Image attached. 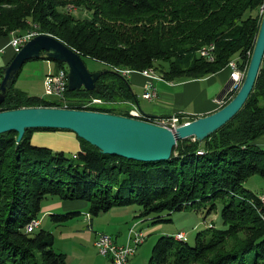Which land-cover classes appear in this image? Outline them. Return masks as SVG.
Listing matches in <instances>:
<instances>
[{
	"label": "trees",
	"instance_id": "16d2710c",
	"mask_svg": "<svg viewBox=\"0 0 264 264\" xmlns=\"http://www.w3.org/2000/svg\"><path fill=\"white\" fill-rule=\"evenodd\" d=\"M69 4L90 16L75 18L67 9ZM263 11L264 0H0V38L8 42L11 33L28 30L47 33L82 59L106 64L96 89H66L71 97L66 98L67 107L128 115V110L116 111L112 105L84 106L75 101L134 100L118 70L156 69L157 60L168 63L167 70L158 69L168 81L215 74L232 59L245 71ZM209 45L213 46L212 61L199 55ZM33 59L53 61L54 70L66 66L43 55ZM15 80L0 111L63 106L14 87ZM234 94H228L222 105ZM35 129L39 128L26 129L17 144L16 131L0 133V264H67L66 253L54 247V233L37 229L47 197L87 203L84 212L48 213L53 223L68 222L83 213L89 223L112 207L132 205L138 206L136 217L160 221L164 220L160 213L187 207L209 214L220 202L218 225L208 223L196 233L192 245L173 234L159 236L147 264H264V204L260 195L244 186L253 175L264 179V148L255 142L264 138V55L239 111L202 141L177 140L167 160L142 162L104 154L79 137L80 150L71 159L63 151L32 144ZM33 219L38 226L26 231Z\"/></svg>",
	"mask_w": 264,
	"mask_h": 264
},
{
	"label": "water",
	"instance_id": "95a60500",
	"mask_svg": "<svg viewBox=\"0 0 264 264\" xmlns=\"http://www.w3.org/2000/svg\"><path fill=\"white\" fill-rule=\"evenodd\" d=\"M41 55L67 66L69 91L96 89L97 79L107 71H89L77 51L51 34L38 33L2 68L0 103L23 64ZM263 55L264 11L248 66L233 97L215 111L183 121L174 128L112 112L61 106H24L0 111V133L16 131L17 144L26 129H66L104 154L142 162L167 160L177 140L192 138L202 141L239 111L253 88Z\"/></svg>",
	"mask_w": 264,
	"mask_h": 264
},
{
	"label": "crops",
	"instance_id": "0c3cea01",
	"mask_svg": "<svg viewBox=\"0 0 264 264\" xmlns=\"http://www.w3.org/2000/svg\"><path fill=\"white\" fill-rule=\"evenodd\" d=\"M7 43L6 38H0V47H5ZM13 55L12 49L8 46L5 47L2 52H0V69H2L11 59ZM47 62V61H46ZM124 77L127 79L130 89L132 90L135 99L124 101L126 107L121 108L122 110H131V114H139L140 117H143L142 114L149 115L151 118H155V120L160 122L161 117H168L171 115H185L188 116H200L211 113L218 109L224 102L225 93L227 91V87L230 82L229 73L230 69L228 67L223 68L219 72L215 74H210L202 78L197 79H184V80H156L154 81V87L156 90V97L153 99H144L142 97V93L144 91V83L146 78L143 74H139L133 71H130ZM133 86H139L141 89V97L148 101L144 104L139 103L137 100V96L134 92ZM24 91V90H23ZM32 95V94H29ZM37 96V95H34ZM41 96V95H40ZM123 102V101H122ZM41 137H46L45 139H54L63 140L68 144L69 149L73 154L77 153L80 150V143L78 137L70 130H47V129H35L31 134V143L38 146L44 147H54L55 150L63 149L58 143L48 144L45 139L40 140ZM259 146H264V138L260 137L255 141ZM259 184L260 191L257 189L258 186H255L256 189L247 188L258 195L264 194V179ZM245 186V185H244ZM87 203L84 201H61L56 202L50 205L44 212L42 213H50L57 212L58 208H61L62 211H66L71 207L81 209V212L86 210ZM138 211V210H137ZM138 212L126 207H112L107 212L100 214L96 217V222L98 226L106 227L108 229H115V231L120 235H122V230L124 224H129L128 228L133 224L137 223L136 226L140 225L139 219H137ZM214 222L212 220L209 223ZM86 226L84 229H72L68 231H60V236H64L63 239L73 238L75 235H82L86 238L88 243H91L93 247L94 245V237L97 231H103L96 229L93 226V220L90 222L85 221ZM95 224V223H94ZM126 234L123 235L120 239L114 238V241L118 244H123L126 241ZM105 232V231H103ZM106 233V232H105ZM57 239L54 236V247L57 244ZM58 251H62L66 253V263L73 264L79 263V261H83L85 259V254L81 251H73L68 252L62 250L60 248H56ZM105 263L108 264L109 258L105 256Z\"/></svg>",
	"mask_w": 264,
	"mask_h": 264
},
{
	"label": "rangeland",
	"instance_id": "374dc122",
	"mask_svg": "<svg viewBox=\"0 0 264 264\" xmlns=\"http://www.w3.org/2000/svg\"><path fill=\"white\" fill-rule=\"evenodd\" d=\"M67 9L69 11H71L72 15L75 18H78V19H82V18H86V17L90 16V13L88 11L80 9V8L76 9L71 4L68 5ZM255 14H256V12L252 13V15H255ZM28 31H30V30H28ZM32 31L34 33L36 32L34 30H32ZM25 32H27V31H25ZM18 33H24V32H18ZM37 34L38 33L36 32L35 35H37ZM83 61H84L85 65L89 71L105 70L108 68V66L106 64L101 63L99 61H95L91 58H84ZM48 64L50 65V67H52V68L54 67V62L51 60H44V59H35L34 60V59H31V60H28L27 62H25L23 64V66L21 67V69L18 73V76L14 82V87L19 88L21 90H24L28 94L37 95V96L41 95L47 99L54 101L55 98L53 96H45L43 93V82L42 81H43L44 75L48 71ZM154 65L157 68L156 69L154 67H151V68L155 71L156 75H162L159 72L160 69H163V70L168 69V63L160 61V60L155 61ZM139 73H140V71H139ZM133 87H134V92L137 96V100L139 101V103H141V104H144L145 102L147 103L148 101L144 100L141 97L140 87L139 86H133ZM65 96H66V98H71L67 93H65ZM92 99H90V100L81 99V100H83V102L75 101V103H77V104L80 103L84 106H92V105L93 106H102V105L110 106V105H112L116 108V111H119L121 108L126 107L125 103L120 101V100L110 102V103L104 102L102 100L103 101L102 103H95L92 101ZM182 120H184V119L182 118ZM168 127H170V125H168ZM62 130H65V129H62ZM51 131H53V130H51ZM45 138L46 137H41L40 140L44 141ZM45 141L48 144L58 143L60 146L63 147L62 151L65 153V155L68 156L69 158L73 159V155H74L73 152H71L68 144L65 143L63 140L55 141L54 139H51V140L45 139ZM48 148H50L53 151H61V150L53 149L54 147H52V146L48 147ZM262 148H264V146H262ZM75 161H76V159H75ZM262 179L263 178L260 177L259 175H253L247 179V181L244 183V185H245V187L252 188V189H256L255 186H258L259 189H257V190L260 191L261 189H260L259 184L263 181ZM56 202H61V201L57 197L45 198L42 202V211L41 212H44V210H46V208H48L50 205H52ZM216 204H217V208L215 210L211 211L209 214H205V212L202 213L200 211L201 209H199V211H197V210H195V208L187 207V208H184L181 210H176L173 212L165 211V212L160 213L161 217L164 218V220H160V221H157L158 217L154 218L151 216V217H148L145 219L137 217V219H139L141 221H140V225L137 226L136 228H139L143 232H145V240L143 241L142 244H140L138 246L134 256H132L130 258L131 263L132 264H147L148 260L150 258V255H151L152 247H153L155 241L157 240V238L161 235L173 234L174 232L181 230V231L186 232V237H185V239H183V241L188 243L189 245H192L194 243V237H195L196 233L205 229L208 225L210 226V224H208L209 222L214 220V222H212V223H214L216 225H218V223L220 222L219 211H220L221 203L217 202ZM129 208H131L132 210H135V212H138L137 211L138 210L137 205L129 206ZM205 208H206V206H205ZM71 210H78V209L71 207L66 211H71ZM79 210H81V209H79ZM55 211H57V213L58 212H60V213L66 212V211H62L61 208H58ZM53 213H56V212H53ZM86 219L87 218L85 217V214L83 213L82 215L75 217V218L69 220L68 222L53 223L50 220L48 214L45 212L41 215L40 226L37 229L41 228V229L49 230V231L54 233V235L57 239H62V240H57V244L55 245V248H60L62 250L68 251V252L81 251L82 253L85 254V259L83 261H79V263L75 262L73 264H104L106 261L105 256L101 255L99 253L96 246L93 247L91 245V243H88V241L86 240V238L84 236L75 235V236H73V238L63 239L64 236H60V234H59L60 231L64 232V231L72 230L73 228L79 229V230L84 229V227H87L86 226L87 223H85ZM95 219H96V217L92 219L93 220V226L96 227V229H99V230L101 229V230L105 231L112 238H119L120 239L123 235L126 234V230H128L129 224H124L123 230H122V235L120 237V235L115 231V229H108L106 227L98 226L97 225L98 223L96 222ZM30 222L28 223V225L30 224ZM134 224H137V223H133L132 225H134ZM94 239H95V237H94ZM229 242H231V240H229ZM123 244H119V245H123ZM108 264H109V262H108ZM191 264H201V263L198 261H193V262H191Z\"/></svg>",
	"mask_w": 264,
	"mask_h": 264
},
{
	"label": "built area",
	"instance_id": "2783aa9c",
	"mask_svg": "<svg viewBox=\"0 0 264 264\" xmlns=\"http://www.w3.org/2000/svg\"><path fill=\"white\" fill-rule=\"evenodd\" d=\"M31 38H33L32 30H30V36H12L6 43L5 47L9 46L12 49L13 54H16ZM211 46L212 45L202 47L199 55L204 57L206 60H209ZM5 47H0V52H2ZM227 67L230 69V82L227 87L225 97L230 93L234 94L239 89L245 73V71L240 69L238 66L236 59H232L231 62L227 64ZM67 71V66L54 70L48 64V71L44 75L42 81L44 95L53 96L55 98L54 101H58L63 104L61 107H67L68 105V101L65 96L66 89L68 88ZM118 71L122 75L131 73L128 71H123V69H119ZM144 79L145 83L143 85L144 91L142 93V97L148 100L155 98L157 93L154 87V81L164 80V78L150 77ZM92 101L95 103L103 102L99 98H93ZM128 115L141 118L139 114H131V109L128 110ZM182 118L184 120L187 119L184 116L179 117L178 115H171L168 117H161L160 122L156 123L161 125L172 124V128H174L180 124ZM38 224V220H31L30 224L25 226L26 231L34 229L38 226ZM136 227V224H134L128 229L127 240L123 245L116 244L108 234L101 232L96 233L94 244L101 255L109 257V264H132L130 258L134 256L138 246L145 240V232ZM173 235H180L183 237V239H185L186 232L179 230L173 233Z\"/></svg>",
	"mask_w": 264,
	"mask_h": 264
},
{
	"label": "bare ground",
	"instance_id": "6f19581e",
	"mask_svg": "<svg viewBox=\"0 0 264 264\" xmlns=\"http://www.w3.org/2000/svg\"><path fill=\"white\" fill-rule=\"evenodd\" d=\"M36 33V32H35ZM35 33L32 31V36L34 37L35 36ZM30 36V31H27L25 33H22V34H15V33H11V36ZM201 50V49H200ZM199 50V52H200ZM213 60V46H211V51H210V59L207 60V61H212ZM231 62V61H230ZM229 62V63H230ZM123 71H128L130 72L129 70H123ZM141 74H143L146 78H150V77H160V75H156L155 74V71L152 69V68H147L145 70H142L140 72ZM153 120V119H152ZM154 122H156L155 120H153ZM172 127V126H171ZM260 201L264 204V195H260ZM174 238L178 239V240H182L183 237H181L180 235H173Z\"/></svg>",
	"mask_w": 264,
	"mask_h": 264
}]
</instances>
